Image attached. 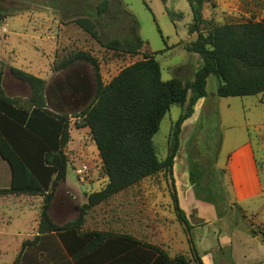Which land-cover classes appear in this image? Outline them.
Returning a JSON list of instances; mask_svg holds the SVG:
<instances>
[{
	"label": "rangeland",
	"instance_id": "1",
	"mask_svg": "<svg viewBox=\"0 0 264 264\" xmlns=\"http://www.w3.org/2000/svg\"><path fill=\"white\" fill-rule=\"evenodd\" d=\"M103 1L105 0H0V13L6 16V22H1L0 27L7 25L8 29L6 35L0 33V50L5 56L15 58L14 63L28 62L29 59L36 62L33 66L37 67L36 70L47 83V107L53 112L70 117V141L64 149L69 160L67 178L57 188L50 212L55 218L63 217L62 221L75 219L79 210L87 204L84 202L88 201V195L101 191L108 178L90 129L83 127L79 117L94 101L96 78L92 66L78 63L55 72L53 65L71 53L88 52L99 60L102 81L108 84L124 68L143 59L145 53L155 55L164 81L175 78L192 80L202 64L198 55L187 51V45L197 39V33L189 32L192 15L187 0H107L106 13L99 15L97 8ZM169 11L182 13L183 17L173 22ZM203 17L205 23L201 26V31L204 33L225 24L264 21V0H210L204 5ZM79 18L93 21L102 42L139 37L146 44L138 55L106 50L75 23ZM13 83L9 65H6L2 85L8 95L15 96L21 106H26L27 92H14ZM218 85L219 80L215 76L208 79V100L198 125L192 127V130L186 129L183 134L184 143L182 141V148L177 154L175 176L180 183L184 181L188 176V163L192 157L195 175L209 184L224 182V168L215 165L213 149L214 143H219L223 135V144L221 142L217 155L218 163L222 165L233 149L250 141L264 183V95L221 98L216 95ZM62 86L68 90L67 97L80 89V97L84 98L82 104L64 111L62 107L68 100H64L59 91ZM24 88L28 86L25 84ZM187 105L172 106L154 136L153 141L161 161L167 157L173 126ZM85 166L88 170L83 172ZM8 170L6 162L0 158V188L9 185ZM170 192V178L165 171H161L88 210L84 228L128 233L127 228L113 226L124 215L123 211H127L128 202L134 201L141 220L144 221L142 216H145L152 221L154 234L131 235L147 244L159 246L170 258L184 255L190 260V264H196L192 260L188 234L184 227L179 222L180 227L167 226L171 223L170 212L173 213ZM42 204V196L0 195V246L4 248L0 249V264H13L16 259L14 246L37 234ZM206 217L208 223L196 225L203 229L191 232L195 245H199V234L204 231L210 234L205 245L199 246L200 256L204 255L205 247L214 242L216 237L213 234H217L219 229L223 234L262 235L264 196L248 206L240 207L233 226L228 220L215 222V215L212 213ZM247 238L251 237H244L245 242L249 243ZM253 244L261 246L263 251L260 249L258 252L264 255V245L259 240ZM231 254L228 249L225 255ZM214 257L218 259L220 254L214 252Z\"/></svg>",
	"mask_w": 264,
	"mask_h": 264
},
{
	"label": "trees",
	"instance_id": "2",
	"mask_svg": "<svg viewBox=\"0 0 264 264\" xmlns=\"http://www.w3.org/2000/svg\"><path fill=\"white\" fill-rule=\"evenodd\" d=\"M208 1L187 0L192 15L189 32L197 33V39L187 45V51L198 55L202 62L192 80L164 81L161 66L151 53H145L143 59L124 68L108 84L102 81L99 60L88 52L71 53L53 65L55 72L78 63L92 66L96 78L94 101L79 117L83 127L90 129L108 178L101 191L88 195V202L77 218L62 226L55 223L50 212L57 188L67 178L69 160L64 149L70 141V117L47 107L45 80L15 67L10 68L11 75L30 88V95L26 106H21L18 99L7 97L2 89L4 64L0 62V156L12 171L11 185L0 189V195L43 197L38 235L33 241L23 242L13 264H22L27 247L51 235L60 239L63 250L74 264H190L184 255L170 258L159 246L128 235L81 232L88 210L161 171L170 178L173 210L188 234L192 260L204 264L192 240L194 227L180 206L174 179V160L180 148L182 125L193 115L197 101L207 97L211 76L219 80L218 97L264 95V21L225 24L204 33L201 31L205 23L203 9ZM107 9L108 1L105 0L97 12L102 15ZM169 15L173 22L183 17L182 13L172 11ZM5 19L0 13V23ZM75 23L109 51L138 55L146 44L139 37L102 42L92 20L79 18ZM185 104L187 108L182 110L170 134L167 157L161 161L154 136L171 107ZM214 144L216 164L219 143ZM189 163L190 182L196 198L214 205L219 218L230 214L237 218L240 206L229 196L225 170H222L224 182L209 184L195 175L192 157ZM262 237L264 241V233ZM60 255L55 252L51 259L55 262Z\"/></svg>",
	"mask_w": 264,
	"mask_h": 264
},
{
	"label": "crops",
	"instance_id": "3",
	"mask_svg": "<svg viewBox=\"0 0 264 264\" xmlns=\"http://www.w3.org/2000/svg\"><path fill=\"white\" fill-rule=\"evenodd\" d=\"M4 22H6V20ZM39 39L43 40L40 36H39ZM4 54L5 53H3L2 50H0V62L4 64V71H5L6 65H9V70L11 67H15V68L24 70L28 73H31L45 80V78L41 74H39L38 70H36L37 67L33 66V63H36V62H33L32 60L29 59L28 62L21 61L19 63H14L16 62L15 58L13 59L12 56L10 55L5 56ZM42 57H44V55H42ZM46 61H49V60L46 59ZM13 79H14L13 84L15 86L14 92L18 93L20 91L21 92L24 91L25 93L27 92V95H30L29 87L24 88V85H25L24 83L17 81L14 77ZM2 89L7 97L16 99L15 96H11L7 94L4 88V85H2ZM27 95H26L25 100H27L28 98ZM207 100H208L207 97L199 99L194 107L193 115L183 123L181 134H180V147L181 148L184 143L183 134H185L186 129L192 130V127H194L195 125H198L200 121L201 113L203 111L204 105ZM222 138H223V135L219 142V151H220L221 142L223 144ZM176 161H177V155L174 160L173 172H175ZM6 164H7V168L9 169L8 170L9 185L3 188H0V189H7L11 185L12 171H11L9 164L7 162ZM215 165L217 167L224 168L225 179H226L225 184H226L229 196L232 201L238 204V206L243 208L244 206H248L251 203L256 202L257 200L262 199V197L264 196V183L262 182V179L260 177L259 168H258L256 159H255L254 148L250 141H245L242 144H240L238 147L233 149L230 152V154L227 155L226 160L222 165L218 163V159ZM174 179H175L176 190H177L180 206L185 211L190 221V224L194 227L193 231L201 228L200 226H196V225H199L198 223H201V222L208 223V219L206 216L209 213H212L213 215H215L214 217L215 222L217 221L222 222V221L228 220V222L232 226L235 225L236 217L234 214H230L226 217L219 218L217 215L216 207L214 205L200 201L196 198L193 185L190 182L189 163H188V176L185 177L183 181L184 183L183 182L180 183L178 181V178L177 176H175V173H174ZM183 187L184 189H182ZM87 202L88 201L85 200L84 204ZM127 207H128L127 211L126 210L123 211L124 215L120 216V220L114 223L113 227H116L119 229L127 228L128 233H117V232L110 233L108 231L106 232L103 230H86L84 228L85 223L82 227L81 232L86 233V232L98 231V232H103V233H108V234H123V235L134 237L136 239L138 238L135 235H131V234H154L152 221L147 220L145 216H142L145 218L144 221L141 220L142 218H140V216H138L137 214L135 202L134 201L128 202ZM51 209L53 208L51 207ZM52 218L54 219L57 225L62 226L70 221L75 220L77 217L73 220L67 219V221H62L63 217L55 218L52 216ZM85 222H86V217H85ZM170 222L172 223V225L171 223H168L167 226L180 227V224L177 221L174 210H173V213L170 212ZM37 235H38V232L37 234L33 236V238L22 240L18 242L17 245L14 246V250L16 252V258L22 250L23 242L27 240L33 241ZM209 235L210 234H207L206 231H204L202 234H199L200 236L199 245H196L197 251H199V246L201 247L202 245H205V242L207 241ZM213 235L216 237L214 239V242L208 245L207 247H205L204 255L200 256L204 264H264V255L261 254L262 252H260V254L258 252L260 249H261L260 251H263L261 246L257 247L253 244L255 241L259 240L260 244L264 245L262 235L260 234H223V231L221 229L218 230L217 234H213ZM245 235H248L249 237H251V239L247 238L250 240L249 243L245 242L246 240L244 239V237L245 238L248 237ZM236 245H237V248L235 247ZM62 246L63 245L60 239L56 237L55 235L54 236L51 235L47 237L43 242H39L35 246L27 247V249L25 250V256H23L22 264H74L72 259L66 255ZM2 248L3 246L2 247L0 246V249ZM228 249H230L232 253L230 256H228L229 254L225 255ZM55 252H59L61 255L54 262L51 259V255L54 254ZM214 252L220 254V257L218 259H215ZM39 256H40V260H39Z\"/></svg>",
	"mask_w": 264,
	"mask_h": 264
},
{
	"label": "flooded vegetation",
	"instance_id": "4",
	"mask_svg": "<svg viewBox=\"0 0 264 264\" xmlns=\"http://www.w3.org/2000/svg\"><path fill=\"white\" fill-rule=\"evenodd\" d=\"M59 91H60L63 99L65 98L64 100H68L67 103L65 104V106L62 107V109L64 111H66L67 109L69 110L72 108H76L77 106H80L82 104V101L84 100L83 97H80V95H81L80 89H76V92L71 94L70 97L66 96V95H68V90L65 89L63 86L59 89ZM60 103H61V100H60Z\"/></svg>",
	"mask_w": 264,
	"mask_h": 264
},
{
	"label": "built area",
	"instance_id": "5",
	"mask_svg": "<svg viewBox=\"0 0 264 264\" xmlns=\"http://www.w3.org/2000/svg\"><path fill=\"white\" fill-rule=\"evenodd\" d=\"M0 33H2L3 35H6L7 33H8V29H7V26H2V27H0ZM88 169H87V167L85 166L84 168H83V172H86Z\"/></svg>",
	"mask_w": 264,
	"mask_h": 264
}]
</instances>
